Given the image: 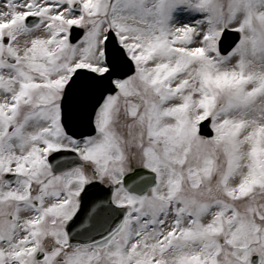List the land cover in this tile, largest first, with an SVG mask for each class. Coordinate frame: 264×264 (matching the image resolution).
I'll list each match as a JSON object with an SVG mask.
<instances>
[{"label": "snow or ice", "instance_id": "snow-or-ice-1", "mask_svg": "<svg viewBox=\"0 0 264 264\" xmlns=\"http://www.w3.org/2000/svg\"><path fill=\"white\" fill-rule=\"evenodd\" d=\"M0 264H264V0H0Z\"/></svg>", "mask_w": 264, "mask_h": 264}]
</instances>
